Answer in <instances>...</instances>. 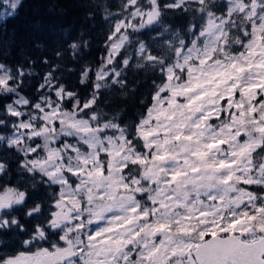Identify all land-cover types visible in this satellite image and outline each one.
I'll return each mask as SVG.
<instances>
[{
    "label": "snow or ice",
    "instance_id": "snow-or-ice-1",
    "mask_svg": "<svg viewBox=\"0 0 264 264\" xmlns=\"http://www.w3.org/2000/svg\"><path fill=\"white\" fill-rule=\"evenodd\" d=\"M88 3L110 29L85 95L46 58L26 95L36 61L0 60V264H264V0ZM133 70L129 124L105 109Z\"/></svg>",
    "mask_w": 264,
    "mask_h": 264
}]
</instances>
